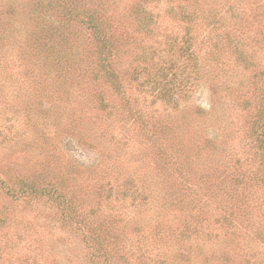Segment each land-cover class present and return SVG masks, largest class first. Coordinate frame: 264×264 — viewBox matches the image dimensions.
<instances>
[{
	"label": "rangeland",
	"instance_id": "rangeland-1",
	"mask_svg": "<svg viewBox=\"0 0 264 264\" xmlns=\"http://www.w3.org/2000/svg\"><path fill=\"white\" fill-rule=\"evenodd\" d=\"M12 1L19 11L14 26L19 30L13 31L14 35L21 34L16 37L27 39L20 42L21 45L26 44L25 47L31 53L33 49L30 46H34L33 43L37 38L41 44L46 41L44 33L38 31L40 26L46 31L48 27L45 23L46 19L43 23L33 19L32 9L37 0H28L30 3L27 9L24 7L25 0ZM133 1L135 0L115 2L109 0L107 21L110 26L118 28L117 32L112 31L125 44L118 53L125 67V76L121 78L125 83L127 94L142 112L144 120L163 118L168 123L172 121L169 116L171 105L166 106L157 99V89H153L155 87L153 84H164L165 80L170 81L167 86L170 91L168 98L177 99L181 106L180 110L195 114L198 108H201L211 114L212 105L216 102L218 120L216 113L215 120L219 125L207 127L205 138L207 136L211 138L216 134L220 136L219 140H222L225 139L226 131L231 132V138L227 154L218 151L215 161L209 157L208 168L215 169L216 162L223 161L229 163V172L235 170L237 175L244 173L246 180L253 177L258 165L252 155L254 144L248 132L254 122L257 102L262 96L258 89L264 86V78L261 76L262 71L264 72V0L191 1L193 8H199L204 16L197 21V25L191 31V36L194 38L193 56H196L198 63L204 66H200L201 75L195 80L187 57L179 53L178 49L170 52L167 44L173 39L180 44L183 43L181 40L186 34L187 24L169 19L166 11L169 8L178 10L185 2L161 0L159 3H152L149 8L153 6L150 10L157 15L160 26L153 38L144 41L141 36L133 35L135 26L127 17L128 8ZM8 2L9 0H0V5L4 7L0 9V36L4 32L3 29L8 28L5 23L9 21ZM50 36L52 43L49 47L55 50L56 56L63 55L65 50L73 46L59 33ZM148 47L158 52L153 63L144 62L141 58L137 59L141 55V50ZM73 51L84 61L85 53L76 48H73ZM34 53L37 54L36 51ZM239 55L242 58L237 61ZM9 59L15 60L16 66L6 69L4 76L11 77L15 81L19 80L21 74L28 75L27 71L32 68L31 64L29 67L24 66V63L18 65L16 53L12 58L9 56ZM143 64L147 75L140 76V83H145L142 93L141 88L137 90V83L135 85L130 83V78L132 79L131 74L134 69L143 71ZM159 68L164 70L168 68L167 79L162 80L158 77L156 80L148 77L149 73L151 76L158 75ZM39 71L41 70H35V72ZM1 78L0 75V81ZM13 85L7 83L8 87L0 91L1 94L7 95L6 98L0 97V115L3 116V119L0 118L2 136L11 139L16 135L17 139L14 143L18 142L20 146L21 141L26 138L22 134L29 133L28 137L31 140L28 141L35 140V144H39L40 151L44 153L40 155L39 151L36 152L40 156L39 160H42L38 163L43 162V169L50 171V174L41 171L39 175L46 176L51 185L59 184L65 188L69 186L70 188L63 190L62 193L66 199H72L86 211L92 208H97L99 211L91 225L96 233L93 240L88 241L83 234L64 225L59 209L56 206L52 207L45 199L42 202H33L31 205L17 206L10 196L0 189V214L6 219L1 218L5 220V224L0 227V264H96V255L100 251V246L111 255L114 264H123L127 260L131 264H144L138 259L142 246L147 248L150 255L156 259H161L159 249L163 252L167 250V254H175L177 258L172 264H187L186 260L195 257L190 248L202 244L204 238L199 234L190 239L183 236L188 228L186 224L196 222V218L188 219L192 213H196L195 206L190 203L191 197L184 195L183 200H176L180 190L184 188V180L176 173L171 174V171L163 173L164 167L160 163L162 161L158 160L161 152L143 143L147 133L141 131L137 123L128 117L129 115L121 118L118 113L113 118L105 119V115L96 108V98L90 92L79 91L71 110L65 106L66 101H61L59 108L54 109L56 112L54 120L50 119L47 122L39 120L31 113L32 119H37L41 123L38 130L44 132L43 139L40 138L42 133H34L31 129L32 124L24 113L23 115L12 113V110L3 104L9 103L7 100L13 97L16 91ZM180 89L186 93L174 94ZM108 96L112 102L117 101V94L114 92ZM42 97L34 93L31 103L49 106L47 102L51 100ZM54 97L57 98V95ZM78 100L82 106L79 105V113ZM73 112L82 116L83 121L71 120V125L64 123L69 118L66 114L71 115ZM221 123L224 124V131L220 129ZM78 138L93 141L96 138L100 143L101 151L81 145ZM14 143L8 150H1L0 154L11 155L14 151L11 149L18 147ZM55 147L57 151H53ZM50 153H56L58 156H51L52 159H49ZM45 154L48 155L43 157ZM238 159L241 160V165L235 164ZM11 160L12 157H8L11 168H21ZM18 172L20 171H11L13 175ZM34 172L35 168L32 170V173ZM229 172L225 175H230ZM194 174L191 173L193 176ZM63 175L66 177H62ZM0 178L8 179V173L4 170L0 171ZM130 178L133 181H141L139 182L141 185L145 182L143 187L151 184L154 194L160 196L157 209L147 212L142 208L143 203L139 200L132 205L128 198L121 203L113 202L116 187L123 191L132 186ZM62 179L65 182H60ZM229 184L225 179V185L232 187ZM222 188L225 189L224 186ZM110 189L112 197L108 198ZM258 190L260 203L264 207V190ZM237 193L242 196L240 188ZM209 194L207 192L204 199H207ZM165 200L167 205L162 209ZM172 202L173 205H170ZM256 206L254 200L249 201L246 211L243 209V213L240 214L245 215V212L249 211L253 216L252 219H257L264 227V216L260 217L262 213ZM206 210L215 212V204L208 203ZM124 212L126 215L123 214ZM207 219L209 222H206ZM206 220L203 221L202 230L204 228L206 232H210L209 246L224 242L222 248L233 264H254V255L257 251L259 258L264 256V241L262 243L260 239L254 238V229L247 236V230L238 227L237 233L232 235V231L220 229V220L217 222L209 217ZM236 222L234 219L233 224ZM214 236L219 240L214 239ZM242 238L245 240L242 241Z\"/></svg>",
	"mask_w": 264,
	"mask_h": 264
},
{
	"label": "trees",
	"instance_id": "trees-1",
	"mask_svg": "<svg viewBox=\"0 0 264 264\" xmlns=\"http://www.w3.org/2000/svg\"><path fill=\"white\" fill-rule=\"evenodd\" d=\"M160 1L135 0L132 2L128 8L129 14H127V17L135 26L133 35L141 36L144 41L156 35L158 26L160 25H158L157 15L150 10L153 6L151 8L149 6L152 3H159ZM180 1L185 2L184 5H180L178 10L169 8L166 11L168 16H166L171 20L187 24L186 34L181 40L183 43L180 44L177 40L173 39L171 42L168 41L167 44L170 52L178 49L179 53L187 57L190 70L195 75V80V78L200 77L202 72L200 66L203 65L198 63L199 60L196 56H193L195 54L192 52L194 38L191 36V31L197 25V21L203 19L204 16L201 10L199 11V8H193L191 4L192 0ZM107 2L109 0H37L32 9L33 19L36 22L40 20L41 23L46 19L45 23L48 26L46 31L48 33L40 26L38 31L39 33H44L46 41L44 44H41L37 38L35 43H33L34 46H30L31 49L37 52L35 54L33 50L29 53L25 47L26 44L21 45L20 41H27V39L21 38V36L16 37L21 34L14 35L13 31L19 30L14 28L17 22V12L19 11L15 7V2L9 0L7 10L9 21L5 22L8 28H4L3 35L1 34L0 36V75L2 77L0 81L2 89L0 91L8 87L6 86L7 83L14 84L13 87H15L16 91L13 97L7 100L9 103L3 104L6 108L11 109L12 113H21L22 115L24 113L32 124L31 129L34 130V133H42L40 138L43 139L45 138L44 132L38 130L41 123L37 119L46 122L50 119L54 120V113H56L54 109L59 108V104H62L61 101H66L65 106L68 107V110H71L77 99L76 94L79 91L90 92L96 98V108L105 115V119L113 118L118 113H120L121 118H124V115H129L128 117L137 123L136 125L140 130L147 133L143 143L153 149L157 148L161 152L158 160L162 161L160 163L164 167L163 173L171 171V174L176 173L184 180V188L182 191L180 190L176 200H183V196L186 195L187 197H191L190 203L196 208V213H192L188 217V219L196 218V222L186 224L188 228L183 236L190 239L199 234L203 236L204 240L202 244L199 243L195 248H190L195 257H190L192 259L186 260L187 264H233V261L222 248L224 242H218L216 246H209L210 232H206L204 228L202 230V226L203 221L209 217L210 219H215L217 222L220 220V229L232 231V235L237 233L238 227L245 228L247 236L254 229V238L260 239L262 243L264 241V227L261 225V222L257 221V219L253 220V216L249 211L245 212V215L240 214L243 213V209L246 211L249 201L254 200L257 209L262 213L260 217L264 216V207L260 203L261 197L258 190H264V86L258 89L262 96L257 102L258 107L254 113V122H252V126L248 132V136L254 144L252 155L258 165V168L254 170V176L246 180L244 173L237 175L235 170L229 172V163H224L222 160V163L216 162L217 168L209 169V157H212L215 161V157L219 154L218 151L227 154L229 139L231 138V132L227 133V131L225 139L223 138L222 140H219L220 136L216 134L211 138L208 136L205 138L207 127L219 125L215 120L216 118L218 120L216 102L212 105L211 114L201 108H198L195 114L180 110L181 106L178 100L172 97L168 98L170 91L167 86L170 84V81L165 80L164 84H153L155 85L153 89H157V99L165 103L166 106L171 105V112H169L171 118H169L172 121L168 123L163 118L144 120L142 112L137 108L134 101L131 100L130 95L127 94L125 83L121 78V76H125V67L118 53L125 44L112 31L115 30L117 32L118 28L108 24L107 12L109 10ZM24 3H26L24 7L27 9L30 1L25 0ZM3 8L0 5V9ZM56 33L63 35L66 41L73 45L71 49L65 50V53L61 56H56L55 50L49 47L52 43L50 35ZM28 44L29 42L27 46ZM73 48L85 53L84 61L82 58H79L78 53L73 51ZM150 48H143L141 55L137 59L141 58L144 62L153 63L155 55L158 52ZM147 49L150 50L145 51ZM14 53H16L18 65L24 63V66L29 67L31 64L32 67L27 71L28 75L21 74L19 80L15 81L11 77L4 76L6 69L16 66L15 60H8L9 56L12 58ZM241 58L242 56L239 55L237 61H240ZM142 67L143 71L134 69L131 74V76L133 75L132 79L130 78V83L133 85L137 83V90L139 91L141 88V92L144 91L145 83H140V76L143 74L147 75L145 65L143 64ZM36 69L41 71L35 72ZM158 73V75L154 76H151L149 73L148 77H153L156 80H158V77L162 80L167 79L168 68L165 70L164 68H159ZM261 76L264 78L263 71ZM111 92L117 94L116 102H112L108 96ZM34 93L50 99L51 101L47 102L49 106H44L41 103H31ZM185 93L182 89L174 92V94L179 95H184ZM54 95H57V98ZM6 96L0 92V97L6 98ZM79 105L80 101L78 100V113ZM80 107L82 106L80 105ZM31 113L37 119H32ZM66 115L69 117L64 122L66 124L71 125V120L83 121V117L78 116L76 112ZM0 118L3 119V116L0 115ZM223 125L222 123L220 124V129L224 131ZM28 135L29 133L26 132L22 134L26 138L18 146V142L14 143L17 139L16 135L10 139L2 136L0 133V151L8 150L12 143L16 147L18 146L11 149L14 151L9 156L8 153L4 156L0 154V171L4 170L8 173V179L0 178V189L5 191L17 206L24 204L31 205L33 202H42L45 199L51 203L52 207L56 206L59 209V214L62 217L64 225L83 234L89 241L96 233V230L92 229L91 225L99 210L92 208L86 211L85 208L75 203L72 199H66L62 194L63 190L70 188L69 186L65 188V186H59V184L51 185L46 176L39 175L41 171H47L48 174H50V171L43 169V162L38 163L42 160H39L40 156L36 152L39 151L40 155L43 152L40 151L39 144H35V140L28 141L31 140ZM78 141L81 145H87L93 150L101 151L100 143L96 138H94V141L78 138ZM53 151H57V148L55 147ZM175 152L176 155H174ZM47 155L45 154L43 157ZM48 156L50 159L51 156L56 157L58 154L50 153ZM8 157H12L11 162L21 168H11L8 164ZM241 163L240 159L235 162L236 165H241ZM112 166L115 167V165ZM123 167L125 168L124 165ZM34 168L35 172L32 173ZM11 171L20 172L13 175ZM193 172L195 173L194 176L191 175ZM227 172L230 175H225ZM62 177L66 176L63 175ZM64 179L60 182H65ZM225 179L229 181V185L232 187L225 185ZM130 181L132 186L123 191L118 190L116 187L113 202L116 204L121 203L128 198L132 205L139 200L143 203L142 208L146 209L147 212H151V209H157L160 196L154 194L151 184L143 187L145 182H142L143 185H141L139 183L141 181H133L132 178H130ZM223 186L225 189L222 188ZM238 188H240L242 196L237 193ZM205 190L206 192H204ZM207 192L210 194L207 196V199H204ZM111 197L112 190L110 189L108 198ZM208 203L215 204V212L206 210ZM166 205L167 200L164 201L161 208L165 209ZM170 205H173V202ZM1 218L4 217H1L0 214V227L5 224L6 220L5 218V220ZM234 219L237 221L235 224H233ZM206 222H209V220L207 219ZM214 239L219 240L217 236H214ZM195 240L197 241L198 238L196 237ZM243 240L245 238H242ZM99 249L100 251L96 255V264H114L107 250H103L102 246ZM159 251H161V259H156L150 255L147 248L142 246L138 259L144 264H172L175 258H177L175 254H167V250L163 252L159 249ZM125 255H127L126 248ZM121 258L123 259V256ZM123 264L131 263L127 260ZM254 264H264V256L259 258L258 251L254 255Z\"/></svg>",
	"mask_w": 264,
	"mask_h": 264
}]
</instances>
